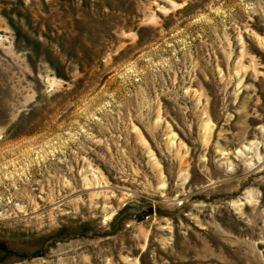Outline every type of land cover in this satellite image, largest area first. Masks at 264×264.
Returning <instances> with one entry per match:
<instances>
[{"label": "rangeland", "instance_id": "1", "mask_svg": "<svg viewBox=\"0 0 264 264\" xmlns=\"http://www.w3.org/2000/svg\"><path fill=\"white\" fill-rule=\"evenodd\" d=\"M0 264H264V0H0Z\"/></svg>", "mask_w": 264, "mask_h": 264}]
</instances>
